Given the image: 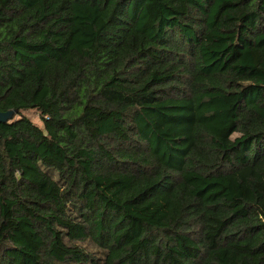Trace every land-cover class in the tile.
<instances>
[{"label": "trees", "instance_id": "obj_1", "mask_svg": "<svg viewBox=\"0 0 264 264\" xmlns=\"http://www.w3.org/2000/svg\"><path fill=\"white\" fill-rule=\"evenodd\" d=\"M11 109L0 264H264V0H0Z\"/></svg>", "mask_w": 264, "mask_h": 264}, {"label": "rangeland", "instance_id": "obj_2", "mask_svg": "<svg viewBox=\"0 0 264 264\" xmlns=\"http://www.w3.org/2000/svg\"><path fill=\"white\" fill-rule=\"evenodd\" d=\"M24 114H26L28 117H30L37 124L42 125V121L40 119V116H39V114L35 110H33V109L27 110V111L24 112ZM83 244L86 245L91 250L95 249L94 248V245L90 241H88V240H85L83 242Z\"/></svg>", "mask_w": 264, "mask_h": 264}, {"label": "water", "instance_id": "obj_3", "mask_svg": "<svg viewBox=\"0 0 264 264\" xmlns=\"http://www.w3.org/2000/svg\"><path fill=\"white\" fill-rule=\"evenodd\" d=\"M15 112L16 110L14 109L7 111H0V123L6 122L7 120L11 119L14 116Z\"/></svg>", "mask_w": 264, "mask_h": 264}]
</instances>
